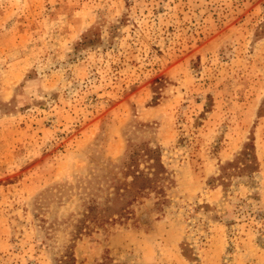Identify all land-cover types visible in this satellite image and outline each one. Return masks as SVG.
<instances>
[{
    "label": "rangeland",
    "instance_id": "1",
    "mask_svg": "<svg viewBox=\"0 0 264 264\" xmlns=\"http://www.w3.org/2000/svg\"><path fill=\"white\" fill-rule=\"evenodd\" d=\"M142 144L163 193L86 215ZM67 256L264 264V0H0V264Z\"/></svg>",
    "mask_w": 264,
    "mask_h": 264
},
{
    "label": "trees",
    "instance_id": "2",
    "mask_svg": "<svg viewBox=\"0 0 264 264\" xmlns=\"http://www.w3.org/2000/svg\"><path fill=\"white\" fill-rule=\"evenodd\" d=\"M246 163L241 166L244 170H254L257 167V157L253 142L245 145L242 153ZM145 162L144 168L140 164ZM165 166L157 149L147 144L137 145L128 153L117 172L109 173L111 191L108 193L104 204L93 201L88 206L86 215L103 224L113 219L124 218L131 214L133 206L146 194L153 190L163 193L159 185L165 173ZM73 256H67L64 264H74Z\"/></svg>",
    "mask_w": 264,
    "mask_h": 264
}]
</instances>
